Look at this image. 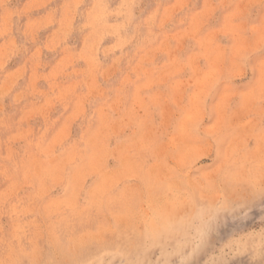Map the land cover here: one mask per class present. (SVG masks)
<instances>
[{"label": "rangeland", "instance_id": "obj_1", "mask_svg": "<svg viewBox=\"0 0 264 264\" xmlns=\"http://www.w3.org/2000/svg\"><path fill=\"white\" fill-rule=\"evenodd\" d=\"M0 264H264V0H0Z\"/></svg>", "mask_w": 264, "mask_h": 264}]
</instances>
